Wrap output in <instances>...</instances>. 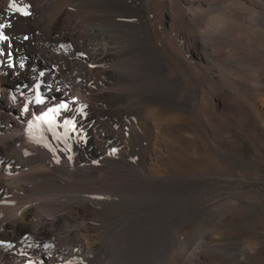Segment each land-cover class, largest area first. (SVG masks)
Here are the masks:
<instances>
[{"label":"bare ground","instance_id":"obj_1","mask_svg":"<svg viewBox=\"0 0 264 264\" xmlns=\"http://www.w3.org/2000/svg\"><path fill=\"white\" fill-rule=\"evenodd\" d=\"M0 23L11 25L0 43V264H168V231L180 222L172 212L183 198L169 182L191 177L179 146L198 144L201 127L219 120L229 128L237 110L257 159L264 150V0H0ZM64 42L81 51V67L46 56ZM27 49L53 67L52 78L25 63ZM37 82L46 103L22 115ZM87 101L99 109L88 122L77 111L86 113ZM60 103L68 111L55 120L58 139L46 128L36 132L45 139L27 138L28 121ZM261 165L253 161L255 171ZM24 201L31 204L18 217ZM235 244L222 250L247 264ZM179 246L174 259L185 264L188 246Z\"/></svg>","mask_w":264,"mask_h":264},{"label":"rangeland","instance_id":"obj_2","mask_svg":"<svg viewBox=\"0 0 264 264\" xmlns=\"http://www.w3.org/2000/svg\"><path fill=\"white\" fill-rule=\"evenodd\" d=\"M49 54H52L57 60H65L68 65L72 63L78 67L83 65L84 57L81 51L77 53L66 42L63 43L60 51H49L46 56ZM23 59L26 64H31L32 69L44 72L43 78H52L53 67L43 65L31 49L24 51ZM73 77L72 74L65 76L70 80H74ZM261 82L264 84V74L261 76ZM74 85L76 84L74 83ZM59 97L64 98L62 95ZM84 97H88V95ZM87 102L89 109L85 113L87 117L84 120L86 122L93 119L94 112L99 110L98 105L90 106V102ZM46 108L44 107L43 110ZM238 113L240 112L237 110L231 112L229 128L219 120L215 122V127L211 129L208 127L209 130L201 127L202 130L204 129V131L200 129L203 138L198 144L188 142L183 144L185 147L179 146L182 153L184 152L187 156L189 166L186 174L191 177L189 176L178 184L169 182L170 188L174 189L177 186L178 192L183 198H181V209L172 212V216L180 222L179 225L173 226L168 231L165 252L162 257L168 264H176L175 259L179 254L180 240H184L188 246L184 257L185 264H222V261L225 264H237L229 250H226L227 252L222 250L223 243L228 242L236 243V252L246 258L247 264H264V252L262 254L260 246H258L260 241L264 242V150H260V159H257L258 144L257 142L255 145L252 144L251 132L245 123V116L243 113ZM207 116L203 119L206 124L207 119L211 120V117ZM101 124L107 129L115 131L105 123ZM253 127L254 120L251 121V128ZM42 128H46V126L39 129ZM116 132L118 131L116 130ZM28 133L26 132L25 135L27 138L34 135V133L32 135ZM225 134H230L233 137L223 139L221 136ZM259 134L264 142V132L260 131ZM3 138L0 134V139ZM7 154L6 157L13 156L11 153ZM165 156V161L170 160L172 173H176L177 165L174 162V155L169 157L167 154ZM253 161H259L262 164L256 171ZM25 173L26 171L19 173L18 177H22ZM16 175L14 174V176ZM170 198L172 199V195ZM28 204L24 201L19 205L20 207H17L18 217L23 213L22 207L30 206ZM6 220H12V218ZM180 230L183 233H179ZM256 237L258 240H254ZM196 243L199 248L197 249L198 254L203 258L202 260L207 259L204 263L189 254V251L193 250L192 246H195Z\"/></svg>","mask_w":264,"mask_h":264},{"label":"snow or ice","instance_id":"obj_3","mask_svg":"<svg viewBox=\"0 0 264 264\" xmlns=\"http://www.w3.org/2000/svg\"><path fill=\"white\" fill-rule=\"evenodd\" d=\"M8 7H9L10 10H14L15 12L20 13V14H22L25 17L29 15V12L26 10L27 6L18 7L15 3H10L8 5ZM6 27H11V25L10 24L0 23V43L6 42L9 39V37L3 31V29L6 28ZM28 38H29L28 36L24 37L25 40H27ZM4 55H5V53H4L3 49H0V56H4ZM9 66L11 67V65H9ZM24 67H25L24 63L21 62L20 63V68H24ZM33 71H35V69H33ZM39 75L42 77V76L45 75V73L41 71L39 73ZM24 87L27 88L28 86L25 85ZM33 88L35 90V95H34V97L32 99L28 100L27 103H25L23 105V108L21 110L22 115L29 113V105L34 104V105H37V106H42V105H44L46 103L45 98H44V96L42 95V93L40 91L41 84L39 82H37V83H35L33 85ZM11 99H12V102L15 103L16 97L12 96ZM62 111H68V105L66 103H60V104H58L56 106L48 107L45 111H43L41 113V115L35 116L34 117V121H38V122H40L41 125H45L46 126L45 130L47 132L52 133V138L53 139H58V137L56 135V132H55V129L57 127H59V125H57L55 123V120H56L57 117L60 116ZM77 111H78V113L80 115H86L83 112L82 109L77 110ZM34 121L33 120H29L28 121V130H31L33 128ZM69 124L72 125V130L75 131V127L76 126H75V124L72 121H70V120H65L64 121V125L65 126H68ZM41 139L43 140L45 138L42 136ZM37 143H39V142H37ZM43 146L46 147V148L48 147L47 144H44ZM67 147H68V150L71 151V146H67ZM48 150L51 151L50 148ZM53 154L55 155V153H53ZM68 159L71 160L72 157L69 156ZM0 243H3V242H0ZM8 246L12 247V245H8ZM45 247H48V245H45Z\"/></svg>","mask_w":264,"mask_h":264}]
</instances>
